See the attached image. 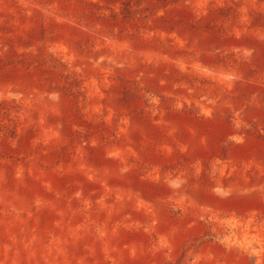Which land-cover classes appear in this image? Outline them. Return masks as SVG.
Returning a JSON list of instances; mask_svg holds the SVG:
<instances>
[{"label": "rangeland", "instance_id": "rangeland-1", "mask_svg": "<svg viewBox=\"0 0 264 264\" xmlns=\"http://www.w3.org/2000/svg\"><path fill=\"white\" fill-rule=\"evenodd\" d=\"M0 264H264V0H0Z\"/></svg>", "mask_w": 264, "mask_h": 264}]
</instances>
